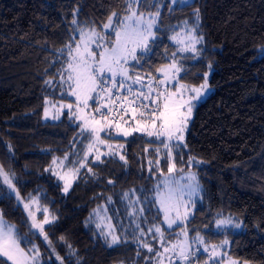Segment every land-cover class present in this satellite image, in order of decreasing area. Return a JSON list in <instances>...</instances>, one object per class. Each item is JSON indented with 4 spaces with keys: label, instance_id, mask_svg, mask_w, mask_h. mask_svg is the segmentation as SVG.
<instances>
[{
    "label": "trees",
    "instance_id": "1",
    "mask_svg": "<svg viewBox=\"0 0 264 264\" xmlns=\"http://www.w3.org/2000/svg\"><path fill=\"white\" fill-rule=\"evenodd\" d=\"M153 4L160 9L158 39L147 57L131 64L130 72L140 74L145 83L149 73L157 77L155 69L169 63L176 52L169 35L185 19L192 20L197 8L204 45L198 59L180 60L186 69L181 72L182 82L199 86L209 71L207 65H212V94L198 107L184 149L185 160L190 154L203 163L189 169L177 157V168L194 171L202 189L187 221L189 235L198 231L209 244L227 238L230 256L264 264V0H197L183 8H172L168 0H147L140 10L154 13ZM76 9L81 27L98 30L112 11L126 14L125 0H0V164L14 173L13 182L25 202L29 194L38 195L41 207L47 206L58 217L45 231L65 264H145L147 249L133 241L139 235L137 225L146 232L143 239L155 247L158 243L147 233L148 228L162 227L171 240L180 231V227L164 228L154 201V185L160 175L154 163L149 171V160L156 159L153 149L157 143H149L140 134L116 140L124 144L127 165L117 158L88 164L95 175L84 169L67 196L46 171L53 156L80 151L81 146L79 128L68 117L50 123L43 114L45 97L59 100V90L53 93L44 81L54 78L58 50L69 40ZM161 167L166 171L163 159ZM132 189L131 198L140 197L135 206L123 197ZM8 191L7 185H0L4 219L39 246L42 264H53L54 255L48 259L51 249L43 237L32 235L27 216ZM99 205H107L111 222L122 237L127 236V243L110 248L96 234L89 217ZM218 212L242 220V231H215L211 222ZM61 236L72 245L75 256L69 257ZM206 255L201 248V264Z\"/></svg>",
    "mask_w": 264,
    "mask_h": 264
},
{
    "label": "snow or ice",
    "instance_id": "2",
    "mask_svg": "<svg viewBox=\"0 0 264 264\" xmlns=\"http://www.w3.org/2000/svg\"><path fill=\"white\" fill-rule=\"evenodd\" d=\"M142 3H147V0H125L126 14L112 11L99 30L95 26L81 27L75 16L78 9L74 11L71 20L74 27L69 32V40L58 50L59 66L55 70L54 78L44 81L53 93L59 90V100L45 97L43 114L45 119L51 115L58 120L66 109L69 120L78 122L76 126L79 128V138L87 139L88 143L82 158L69 161L68 153L62 158L53 156L46 171L64 182L62 190L67 194L81 169L95 175L93 168L88 166L90 155H94V162L104 163L106 159L118 158L127 165L126 155L121 151L124 144L111 143L116 137L126 138L140 134L142 137L154 138L148 142L158 143L161 147L153 149L156 159L154 162L149 160V171H153L151 166L154 163L155 170L163 177L155 186V196L159 209L163 212L162 223H166L168 229L177 225L180 232L173 241L166 237L160 226L153 225L148 228L147 233H151L152 239L159 244V248H156L143 239L146 232L137 225L135 231L139 235H134L133 241L151 254L146 256L145 264H164L165 260L168 264H201L198 256L201 248L207 254L203 264H249L248 261H241L228 254L230 242L227 238L218 244H209L198 231L195 236L190 237L187 228V221L195 209V198L198 197L201 186L195 172L189 170L184 175V167L177 168V157L189 169L203 163L190 154L185 160L184 149L188 147L186 132L195 107L193 102L199 101L208 91V75L212 65H207L209 71L203 74V82L196 86L182 82L180 73L186 69L180 60L198 59L202 53L199 46L204 43V36L200 29V11L197 8L193 12L194 20L191 25L184 21L177 26L179 30L173 29L169 39L176 43L177 51L172 53L169 63L155 69L162 78L149 73L145 83L140 74L134 71L130 74V61L139 64L152 52L158 39L157 22L160 9L153 4L156 11L145 14L140 10ZM170 3L180 8L192 6L191 0H170ZM138 51L142 55H137ZM261 52L264 53V48ZM184 53L191 56L185 57L182 55ZM133 85L140 87L133 88ZM65 97L74 99L66 103ZM50 108L54 110V114L50 112ZM161 148L163 157L160 155ZM73 155L79 156L78 153ZM161 159L164 160L166 171L161 167ZM177 171L182 174L180 180L186 181L185 183L175 179L173 174ZM13 177L14 173L10 174L0 164V185H7L9 198L14 195L17 204L22 205V210L27 214L30 232L33 236L43 237L51 249L48 259L52 260L53 255L55 257L53 264H65L64 257L56 252L45 231V226H54L58 217L50 213L47 206L41 207L38 195L29 194L25 202L13 182ZM107 182L113 183L112 180ZM134 194L135 189L123 193V197L133 206L140 201L138 196L135 200L131 198ZM106 200L112 203L111 197H106ZM139 211L142 212L143 208H139ZM37 213L42 215V219H38ZM89 220L98 230L96 234L104 239L108 247L128 242L127 236L122 237L118 226L111 222L107 205H99L94 209ZM211 223L216 229L227 233L229 228H241L243 222L218 212ZM59 239L64 241L63 236ZM64 242L69 249V257L75 256L72 245ZM137 255H140L139 250ZM0 264H42L39 246L30 241L27 235H21L14 224L8 223L2 209Z\"/></svg>",
    "mask_w": 264,
    "mask_h": 264
},
{
    "label": "rangeland",
    "instance_id": "3",
    "mask_svg": "<svg viewBox=\"0 0 264 264\" xmlns=\"http://www.w3.org/2000/svg\"><path fill=\"white\" fill-rule=\"evenodd\" d=\"M168 1H169V3H170V0H168ZM196 1H197V0H191L192 4L195 3ZM170 5H171L172 8H180V7H177V6H175V5H172L171 3H170ZM193 20H194V18H193L192 20H190V18H189V19H185L184 21H188L189 25H191L192 22H193ZM158 23H159V18H158V22H157V29H158ZM172 34H173V33H171V34L169 35V37H170ZM169 41H170V43L176 48V51H177V45H176V43H175L174 41L170 40V39H169ZM203 45H204V43H203L202 45H200L199 47L201 48ZM137 55H141V53L138 51ZM182 55H183V56H189V55H191V54L184 53V54H182ZM133 62H134V61H130V65H131ZM130 74H131V72H130ZM210 75H211V71L209 72V75H208V84H209V78H210ZM157 77H158V78H162L160 73L158 74ZM180 77H181V73H180ZM118 79H119V78H118ZM139 87H140L139 85H133V88H139ZM211 94H212V89H211V87H210V85H209V89H208V91L205 93V95H204L203 97H201L199 101H194V102H193V103L195 104V107L193 108L192 118H191V120H190V122H189L188 130H187V132H186V140H187V136H188V133H189V131H190L191 125H192V123H193V120H194V118H195V114H196V111H197L198 107H199V106H200V105H201V104H202V103H203V102H204V101H205V100H206ZM67 98H68V100H64V102H66V103H68V102H72L73 99H74V98H72V97H67ZM50 112H52V113L54 114V110L51 109V108H50ZM64 117H68V114H67V110H66V109H65L64 114L60 116V119H58V120H57V119H53L52 116L50 115V116H49L47 119H45V120L48 121V122H50V123H58V122L61 121ZM76 123H78V122H76ZM76 123H75V124H76ZM102 136H103V134H102ZM130 137H131V136H130ZM130 137H126L125 139H129ZM117 139H119V137H116L115 139H113V142H111V143H113V144H118V143H116V140H117ZM149 139H154V138H149ZM80 143H81V146H80V149H79L80 151H76V152H74V153H78L79 156H75V155H73L74 153H71V154H69V161H71V160H73V159H79V158H82V157H83V154H84V151H85V145L88 143V140H87V139H83V140L80 139ZM119 144H121V143H119ZM157 147H159V144H158V143H157V145H156V148H157ZM102 150H103V149H102ZM121 151H122V153L124 154V148H123ZM161 152L163 153V149H162V148H161ZM160 155H161V153H160ZM61 158H62V157H61ZM117 159H118V158H117ZM90 163H93V164H97V163H98V162H94V155H90V156H89V158H88V164H90ZM68 166L71 167L70 164H69ZM77 167H78V165H77ZM83 170H84V169H81V170H80V173H81ZM191 171H192V170H191ZM187 172H188V171H185V172H184V175H186ZM192 172H194V171H192ZM157 173H158V172H157ZM158 175H160V174L158 173ZM181 175H182V174L179 173V171H177L176 173L173 174V176L175 177V179H176L177 181H179L180 183H185L186 181H182V180H180V176H181ZM54 177H55V179L61 184V187H62V189H63V183H64V182L61 181V180H59L56 176H54ZM77 178H78V177H77ZM77 178L73 181V183H72V187L74 186V184H75ZM197 178H198V176H197ZM162 179H163V177L160 175L159 180L156 181V183H155V185H154V201H155V203H156L158 209H159V204H158L157 198H156V196H155V186H156V185H157ZM199 184H200V183H199ZM200 186H201V185H200ZM72 187L70 188V190H69V192H68L67 194H65V193L63 192V190H62L63 195L67 196V195L70 193ZM201 195H202V189L200 190L198 197L195 198V199H196V203L201 199V198H200ZM185 199H187V197H185ZM20 206L22 207V205H20ZM159 210H160V209H159ZM194 211H195V209L192 210V215L194 214ZM160 212H161L162 217H163V212H162L161 210H160ZM24 213H25V215L27 216L26 212H24ZM192 215L189 216L188 220L192 217ZM37 217H38V219H42V218H39V217H42V215H41L40 213H37ZM233 219H234V220H238V221H242V220H240V219H238V218H236V217H233ZM163 225H164L165 228H167L168 231L174 230V229H176V228L179 227V226H177V225H174L172 229H168L166 223H163ZM47 227H48V225L45 226V229H46ZM214 229H215V231H220V230L216 229L215 226H214ZM242 229H243V223H242V227H241V228H239V229L229 228L228 231L240 232V231H242ZM179 232H180V231H179ZM179 232H177V233H179ZM177 233H176V234H177ZM176 234H175V237H176ZM175 239H176V238H174L173 241H175ZM193 247L195 248L196 245H193ZM158 248H159V244H158ZM173 259H175V258H173ZM150 264H151V262H150ZM164 264H168V261L165 260V261H164Z\"/></svg>",
    "mask_w": 264,
    "mask_h": 264
},
{
    "label": "crops",
    "instance_id": "4",
    "mask_svg": "<svg viewBox=\"0 0 264 264\" xmlns=\"http://www.w3.org/2000/svg\"><path fill=\"white\" fill-rule=\"evenodd\" d=\"M120 139H125V138H121V137H119V139H117V140H120ZM112 142V141H111ZM158 208V207H157ZM159 210V209H158ZM160 211V210H159ZM162 228V227H161ZM165 228V227H164ZM166 230H167V228H165ZM172 231V230H171ZM156 248H158V247H156ZM149 254V253H148ZM149 255H151V254H149Z\"/></svg>",
    "mask_w": 264,
    "mask_h": 264
}]
</instances>
